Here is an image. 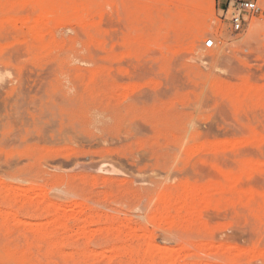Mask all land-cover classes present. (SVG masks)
Returning <instances> with one entry per match:
<instances>
[{"label":"rangeland","instance_id":"rangeland-1","mask_svg":"<svg viewBox=\"0 0 264 264\" xmlns=\"http://www.w3.org/2000/svg\"><path fill=\"white\" fill-rule=\"evenodd\" d=\"M241 1L0 0V264H264Z\"/></svg>","mask_w":264,"mask_h":264},{"label":"built area","instance_id":"built-area-1","mask_svg":"<svg viewBox=\"0 0 264 264\" xmlns=\"http://www.w3.org/2000/svg\"><path fill=\"white\" fill-rule=\"evenodd\" d=\"M230 9L227 11L229 14ZM262 13V6L253 0L241 1L233 4V12L230 14L231 29L234 33H241L249 18L257 17ZM216 46L214 39H208L205 41L206 49H213Z\"/></svg>","mask_w":264,"mask_h":264}]
</instances>
